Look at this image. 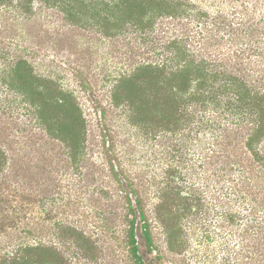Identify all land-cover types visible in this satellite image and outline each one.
<instances>
[{"label": "trees", "instance_id": "16d2710c", "mask_svg": "<svg viewBox=\"0 0 264 264\" xmlns=\"http://www.w3.org/2000/svg\"><path fill=\"white\" fill-rule=\"evenodd\" d=\"M33 3H78L69 9L75 24L109 37L131 29L151 52L118 73L99 115L122 108L128 139L150 144L159 159L151 212L167 249L193 241L219 264H264V0H0V201L10 209L0 235L25 217L12 152H46L53 139L76 165L86 155L88 121L72 92L37 73L29 47L7 34L30 21ZM98 4L105 13L87 14ZM110 169L124 192L125 242L144 264L137 230L149 251L153 237L142 185ZM54 228L51 244L16 243L0 264H62L61 244L92 260L90 235Z\"/></svg>", "mask_w": 264, "mask_h": 264}, {"label": "rangeland", "instance_id": "374dc122", "mask_svg": "<svg viewBox=\"0 0 264 264\" xmlns=\"http://www.w3.org/2000/svg\"><path fill=\"white\" fill-rule=\"evenodd\" d=\"M77 4L33 3L34 14L24 28L7 32L29 47L25 53L37 73L54 78L63 89L72 92L88 121V131L86 155L80 165L72 162L65 148L53 139L46 152H12L13 181L26 197L25 217L17 221L16 229L9 228L0 235V254L12 251L20 242L51 244L55 241L54 226L61 223L84 231L96 246L90 261L75 254L70 244L58 245L64 251L62 264H136L125 242V198L124 192L117 189L112 164L117 178L122 177L123 169L142 185L138 188L152 221L153 237L149 251L137 230L144 264H219V256L206 254L193 241L175 252L167 249L164 234L151 212L156 186L150 180L159 169V159L150 144L145 146L128 139L122 108L111 111L106 106L104 120L100 121L99 109L105 106L108 90L119 78L118 73L130 70L142 57L152 56L151 52L145 53L146 45L143 48L131 29L129 33L109 37L96 27L75 24L69 9H81ZM96 12L105 13L102 4L87 14ZM103 124L106 130H102ZM104 134L113 142V150L102 145ZM7 205L0 201V219L10 210Z\"/></svg>", "mask_w": 264, "mask_h": 264}]
</instances>
